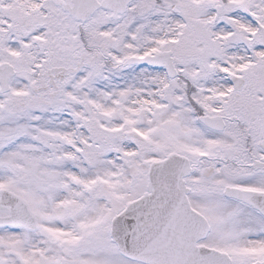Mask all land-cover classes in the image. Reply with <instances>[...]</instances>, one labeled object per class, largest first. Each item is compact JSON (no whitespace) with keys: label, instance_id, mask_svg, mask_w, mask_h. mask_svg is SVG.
Wrapping results in <instances>:
<instances>
[{"label":"snow or ice","instance_id":"snow-or-ice-1","mask_svg":"<svg viewBox=\"0 0 264 264\" xmlns=\"http://www.w3.org/2000/svg\"><path fill=\"white\" fill-rule=\"evenodd\" d=\"M0 264H264V0H0Z\"/></svg>","mask_w":264,"mask_h":264}]
</instances>
